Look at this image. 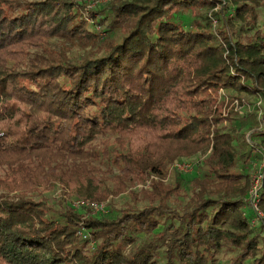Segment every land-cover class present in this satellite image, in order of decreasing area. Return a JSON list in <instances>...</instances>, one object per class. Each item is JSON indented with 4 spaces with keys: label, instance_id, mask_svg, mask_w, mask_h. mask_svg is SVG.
<instances>
[{
    "label": "trees",
    "instance_id": "1",
    "mask_svg": "<svg viewBox=\"0 0 264 264\" xmlns=\"http://www.w3.org/2000/svg\"><path fill=\"white\" fill-rule=\"evenodd\" d=\"M259 167L264 0H0V264H264Z\"/></svg>",
    "mask_w": 264,
    "mask_h": 264
},
{
    "label": "rangeland",
    "instance_id": "2",
    "mask_svg": "<svg viewBox=\"0 0 264 264\" xmlns=\"http://www.w3.org/2000/svg\"><path fill=\"white\" fill-rule=\"evenodd\" d=\"M106 1H109V0H84V6L86 7V9H93L95 5H98V4H102V3H105ZM261 23L258 24V26L260 25ZM179 67H176V68H173L172 72L174 74H178L179 73ZM242 102V103H241ZM258 102H256L253 98H243V100L239 101V103L237 105H235V103L232 105V109L235 111V113H237L239 116L241 115H245L247 113H254L255 112V108L258 106ZM246 141L249 143V139H246ZM208 156V152H205V153H201V154H198L196 156H193L189 159H184L182 161H179L177 162L176 166L177 167L178 165H181L183 162H186V163H189L193 166V169L192 171L190 172H178L177 174L179 175V177L181 179H183L184 181H190L192 178L195 177V175H198L200 174V171L199 169L201 170L202 169V165L204 163V161L206 160ZM176 170V169H175ZM174 170V167L170 168L169 171H168V177L170 180L172 178V176H175V174H173L175 172ZM197 170L199 171V173L196 174ZM148 179L146 177L143 178V180L137 182L135 184L134 187H132L133 191H137L141 188H147L148 186ZM58 193H54V196L57 197ZM129 201V198L128 196H124V195H121L119 198H116V199H106L105 202H101L104 206H105V209H106V213H104L103 215H100L99 217L96 216L93 211L91 209H89V207L83 209V212H84V217L85 218H100V217H103L105 215H108L110 214L109 211L112 213H114L117 209L121 208L125 202ZM76 202H73L72 205L74 206ZM112 207V208H111ZM82 208V207H80ZM249 208V207H248ZM259 213L255 214L254 217H253V220H252V224H253V227H255V230H259L261 229V225L264 224V212H261L260 210H258ZM262 235H264V230L261 232ZM217 260L219 261L218 263L219 264H228L230 263V259H229V255L226 254V253H219L217 255ZM248 263V262H247Z\"/></svg>",
    "mask_w": 264,
    "mask_h": 264
},
{
    "label": "built area",
    "instance_id": "3",
    "mask_svg": "<svg viewBox=\"0 0 264 264\" xmlns=\"http://www.w3.org/2000/svg\"><path fill=\"white\" fill-rule=\"evenodd\" d=\"M238 103L235 102V105H237ZM177 164L174 165V168L177 169L180 172H190L193 169V166L189 163L183 162L181 165H178L177 167H175ZM260 167L251 175V179H250V189H249V196H248V203H249V207L250 209L256 214L259 213V207H258V203H259V197H258V191L260 188V184L262 181V174L260 171ZM73 207H89V209H91L93 211V213L96 216H100L103 215L104 213H106V209L105 206L102 203H83V202H76L74 204Z\"/></svg>",
    "mask_w": 264,
    "mask_h": 264
}]
</instances>
